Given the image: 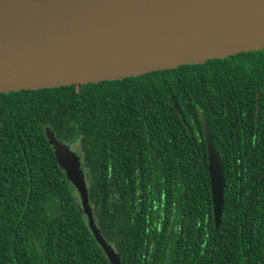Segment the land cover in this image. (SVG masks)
<instances>
[{"label": "trees", "instance_id": "obj_1", "mask_svg": "<svg viewBox=\"0 0 264 264\" xmlns=\"http://www.w3.org/2000/svg\"><path fill=\"white\" fill-rule=\"evenodd\" d=\"M201 113L225 163L218 228ZM49 129L81 156L119 264H264V48L0 93V264H116Z\"/></svg>", "mask_w": 264, "mask_h": 264}, {"label": "water", "instance_id": "obj_2", "mask_svg": "<svg viewBox=\"0 0 264 264\" xmlns=\"http://www.w3.org/2000/svg\"><path fill=\"white\" fill-rule=\"evenodd\" d=\"M264 48V0H0V93L122 79ZM216 228L226 171L201 113ZM95 239L120 255L93 217L81 156L47 131Z\"/></svg>", "mask_w": 264, "mask_h": 264}, {"label": "flooded vegetation", "instance_id": "obj_3", "mask_svg": "<svg viewBox=\"0 0 264 264\" xmlns=\"http://www.w3.org/2000/svg\"><path fill=\"white\" fill-rule=\"evenodd\" d=\"M77 151V150H76Z\"/></svg>", "mask_w": 264, "mask_h": 264}]
</instances>
